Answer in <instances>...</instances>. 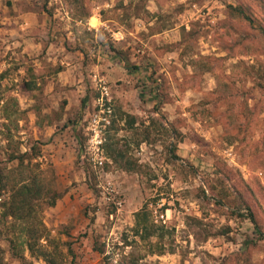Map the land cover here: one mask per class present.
I'll return each mask as SVG.
<instances>
[{
    "label": "rangeland",
    "instance_id": "1",
    "mask_svg": "<svg viewBox=\"0 0 264 264\" xmlns=\"http://www.w3.org/2000/svg\"><path fill=\"white\" fill-rule=\"evenodd\" d=\"M118 25L127 59L47 62L78 39L111 56ZM94 73L113 106L101 170L83 134ZM32 178L44 254L2 216ZM143 207L159 227L149 237L136 234ZM0 252L7 264H264V0H0Z\"/></svg>",
    "mask_w": 264,
    "mask_h": 264
},
{
    "label": "trees",
    "instance_id": "2",
    "mask_svg": "<svg viewBox=\"0 0 264 264\" xmlns=\"http://www.w3.org/2000/svg\"><path fill=\"white\" fill-rule=\"evenodd\" d=\"M229 8L231 10L232 15L240 16L245 19H248L251 21L252 17L251 15L246 11L244 5L238 4L236 6L229 5ZM107 46L111 51H114L116 53H120L117 46H114L112 43L107 42ZM28 88H32V85L28 84ZM107 153V151H106ZM109 157H111L115 162L121 164V160L124 158L123 152L117 151L116 153H113L111 150L109 153H107ZM128 158V157H127ZM22 159V157H21ZM127 169L131 171H136V162L128 159H125L124 165ZM5 186V185H3ZM17 188H12V192L8 195V199L4 202V208L5 211L2 213V216L4 217H11L12 220L10 221V225L13 226L17 231V228L19 232L28 233V237L23 239L22 236H26L27 234H23L21 236V243H23V246L30 251V253H33L34 250L40 249V254H44L42 246L40 243H38V238L40 237L41 233V226L42 223L40 222V228L37 226L35 227V224L32 220L33 218V211L35 209V205L33 204V201H38L39 198H42L43 189L38 186V181L35 178H32L31 183H25L23 185H16ZM49 189H46V193H50L48 191ZM58 196L57 194H53L51 197L50 203H54V199ZM143 215L141 212L136 213V223H135V229L136 234H138V228L140 227L142 231L144 232V237H149L151 235H155V232L159 229V227H156L154 224L149 223L148 214L146 213L145 207ZM143 216L142 218L140 216ZM251 216V213H249ZM23 220V225H17L18 220ZM43 229V228H42ZM254 229L258 232L259 235H263L262 231L258 228L257 225H254ZM12 241V239H9ZM22 246V247H23ZM23 247V248H24ZM14 250V249H13ZM163 249L160 247L159 252L162 253ZM14 252V251H13ZM50 263L52 261L48 260ZM0 264H7L4 260V257L2 253L0 252Z\"/></svg>",
    "mask_w": 264,
    "mask_h": 264
},
{
    "label": "crops",
    "instance_id": "3",
    "mask_svg": "<svg viewBox=\"0 0 264 264\" xmlns=\"http://www.w3.org/2000/svg\"><path fill=\"white\" fill-rule=\"evenodd\" d=\"M93 18L98 21V23L96 25L94 23H92ZM86 19H87L86 26L88 29L96 28V30H98L97 27L103 23L102 20L96 14H92V13L91 14L88 13V16H86ZM16 22H17V20H16ZM120 28H121V26L118 25L117 29L113 31L112 39L109 41V42L112 41L114 43L113 44L114 46H117V43H121L122 36H123L122 33H124V32ZM17 29H19L20 31H18V37H16V41L18 42V44H20V47H22V49H24L25 46L23 47L22 43L26 42L25 41L26 38L29 37L30 29H27L26 24L22 23V22L19 23V26L17 27ZM27 42H28V40H27ZM104 45L100 44L98 42H95L94 44H92L91 42L88 43L85 40L79 41V39H78V44L75 47H72V50H69L67 53L58 52L59 58H58V56L57 57L56 56H48L47 62L49 63L51 60L53 62H59L60 64L69 65V64H71L70 60L72 59V61H77V63L75 65H79L80 64L79 59H99V60L101 59V61L104 59H127L121 50H119L120 53H116L114 51H112V52L109 51L112 55L108 56L107 54H105L103 52ZM35 46H36V48H42V42L41 41L35 42ZM37 46H39V47H37ZM58 46H61V45H58ZM121 48L123 49L124 47L121 46ZM59 50H61V49H59ZM62 50H64V47H62ZM71 51H72V53H71ZM132 58L135 59L136 57L132 55V57L129 59H132ZM50 64H52V63H50ZM109 64H112V63L106 60L105 66H107ZM95 66H97V64ZM99 66L101 67V64H99ZM69 67H72V66H69ZM69 67H67V68L63 67L62 70H60L58 72L60 75V78L63 76V74L68 73L65 71H68ZM104 69H107V68L104 67ZM113 70H116L115 67H113V66L108 68L107 70H104L103 71L104 75L110 77V74L117 72V71H113ZM94 75H96V73H94Z\"/></svg>",
    "mask_w": 264,
    "mask_h": 264
},
{
    "label": "built area",
    "instance_id": "4",
    "mask_svg": "<svg viewBox=\"0 0 264 264\" xmlns=\"http://www.w3.org/2000/svg\"><path fill=\"white\" fill-rule=\"evenodd\" d=\"M100 91L99 96L95 99L94 107L87 117L83 131L85 137V149L89 155L90 161L96 169H103L107 157L104 153L105 134L112 125L113 106L111 103L112 96L106 81L101 77L94 75ZM109 190V187H105ZM163 217V215H160Z\"/></svg>",
    "mask_w": 264,
    "mask_h": 264
}]
</instances>
